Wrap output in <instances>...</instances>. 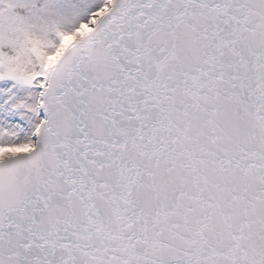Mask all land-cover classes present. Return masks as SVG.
I'll use <instances>...</instances> for the list:
<instances>
[{
  "label": "snow or ice",
  "instance_id": "1",
  "mask_svg": "<svg viewBox=\"0 0 264 264\" xmlns=\"http://www.w3.org/2000/svg\"><path fill=\"white\" fill-rule=\"evenodd\" d=\"M0 264H264V0H0Z\"/></svg>",
  "mask_w": 264,
  "mask_h": 264
}]
</instances>
